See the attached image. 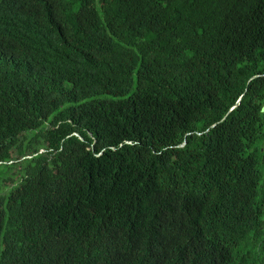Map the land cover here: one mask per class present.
Segmentation results:
<instances>
[{
	"label": "trees",
	"instance_id": "trees-1",
	"mask_svg": "<svg viewBox=\"0 0 264 264\" xmlns=\"http://www.w3.org/2000/svg\"><path fill=\"white\" fill-rule=\"evenodd\" d=\"M0 264H264V0H0Z\"/></svg>",
	"mask_w": 264,
	"mask_h": 264
},
{
	"label": "rangeland",
	"instance_id": "rangeland-1",
	"mask_svg": "<svg viewBox=\"0 0 264 264\" xmlns=\"http://www.w3.org/2000/svg\"><path fill=\"white\" fill-rule=\"evenodd\" d=\"M43 152V151H42Z\"/></svg>",
	"mask_w": 264,
	"mask_h": 264
}]
</instances>
